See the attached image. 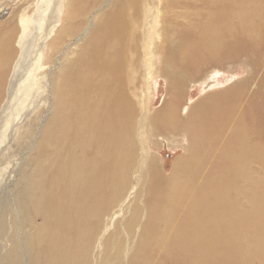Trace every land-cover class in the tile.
Masks as SVG:
<instances>
[{
    "label": "bare ground",
    "instance_id": "6f19581e",
    "mask_svg": "<svg viewBox=\"0 0 264 264\" xmlns=\"http://www.w3.org/2000/svg\"><path fill=\"white\" fill-rule=\"evenodd\" d=\"M42 1L31 14L15 12L0 31V156L24 149L28 161L7 212L18 232L29 228L3 264H20L19 254L28 264L107 258L111 221L123 214L137 162L134 135L145 124L155 134L183 135L187 144L180 173H148L147 217L132 264L156 256L160 264H264V0H161L165 13L196 12L176 15L183 22L173 39L162 28L157 53L148 44L135 54L133 23L141 5L153 2ZM103 1L107 11L78 48L85 16ZM156 32L140 38L147 44ZM66 37L70 43L43 63ZM242 55L248 75L181 116L190 84ZM157 73L167 78L168 98L151 112L139 94ZM16 157L0 161L7 168L0 186ZM141 211L133 210L132 222Z\"/></svg>",
    "mask_w": 264,
    "mask_h": 264
},
{
    "label": "rangeland",
    "instance_id": "374dc122",
    "mask_svg": "<svg viewBox=\"0 0 264 264\" xmlns=\"http://www.w3.org/2000/svg\"><path fill=\"white\" fill-rule=\"evenodd\" d=\"M24 1L25 0H0V31H2L6 24H8V22L12 19L15 12L17 13L15 15H20L23 10L26 9V14H31L37 0L30 1V3L28 2L27 4H23ZM42 2H44V0ZM151 2L153 3L149 4ZM145 3L149 5H141L143 16L139 19V22H134L132 26V40L133 42H136V48L132 54L138 53L140 51V47L142 50L144 46L148 49V44L156 46V48L151 49L148 52L157 53V48L162 42V28H164V26L167 27L170 30L169 37L173 39L178 33V31L174 33L175 28L180 27L179 25L183 22V19L177 18L176 15H180L182 13L192 14L196 12L194 9L174 8L171 13H165L161 0H146ZM107 5V2L105 3V1H103L99 9L92 10L87 16H85V25L81 28L79 33L80 36H84H82L83 38L79 40L78 48L82 47L84 42L89 38L93 28L100 21L102 15L107 11ZM27 10L29 11L27 12ZM147 10H150V17L147 15ZM154 29L157 31L154 36L155 38L145 44L148 39L146 38L142 41L140 34L143 33L146 35L147 32H151ZM194 29L195 24L192 27H189V31H193ZM70 40L72 39L66 37L59 45L60 47L58 46L59 49L56 50L53 48V50L48 51L47 53L45 52L41 61L45 63L46 58L53 56L52 52H56L55 54L57 55L63 47L70 43ZM78 48L75 50H78ZM127 51V53H130L129 49H127ZM56 55L53 57H56ZM246 56L247 55H242L240 58V60L242 59L241 62H237L235 65H227V68L223 70L209 72L203 81L191 83L188 90H186V99L181 106V116L185 115L189 107H191L199 99L211 95V91L220 90L222 88L224 89L232 82L234 83L243 80L245 76L248 75V70L242 62L245 61L244 59H246ZM52 65L53 64L50 66L51 70L55 68L52 67ZM158 66H160V62ZM143 74L144 73L142 72L140 75L141 78L143 77ZM157 75L158 76L154 75L151 85L144 81L142 93L139 94L143 97L142 99L145 102L151 103V112L159 109L166 98H168V94L165 89L167 85V78L159 73H157ZM145 78L148 80V74H145ZM216 80L218 81V84H216ZM137 86L141 87L142 85L139 84ZM186 142V138L183 135L168 132L162 135L152 133L148 124H145L144 128L140 132L136 131L133 143L135 144L137 162L135 163L134 172L131 175V185L129 187V191L124 198V211L123 214L114 216L111 221L109 230L110 246L107 258H104L103 254L98 253L97 260H94L92 264H132L139 249L138 241L140 240V236L142 234L141 227L147 217L145 197L148 195V183L151 181V179H148V173L162 172L164 176L167 177L174 172L180 173V171L176 170V163L177 160L184 154L185 144H187ZM23 152L24 149H17L4 153L0 156V161H8L17 155L16 166L13 167V173L10 174L11 170H8L6 176L9 177H7L0 186V222L3 223L4 228V234L0 238V264H3L2 259L11 251L13 242L15 240L20 241V237L23 236V233L28 232L29 230L28 227H22L21 231V227L19 226L20 231L18 232L17 224L12 221V218L8 216L7 212V209L9 211L12 206V204L10 205L8 202V199H11L10 191L13 192L15 190L17 180L28 168V161L25 163L26 155H22ZM257 168H255V173L258 176L261 174V170ZM6 169V167L1 165L0 173ZM201 181L202 179L198 182ZM136 207L142 211L140 212L138 219L132 222L133 210ZM129 223L133 224V230L131 232L128 230ZM158 258L159 256H156V259H154L150 264H160ZM17 259L20 261V264L22 262L23 264H28V258H26L23 254H19Z\"/></svg>",
    "mask_w": 264,
    "mask_h": 264
}]
</instances>
